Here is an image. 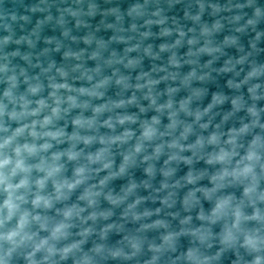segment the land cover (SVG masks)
<instances>
[{"label":"clouds","instance_id":"9594fccd","mask_svg":"<svg viewBox=\"0 0 264 264\" xmlns=\"http://www.w3.org/2000/svg\"><path fill=\"white\" fill-rule=\"evenodd\" d=\"M148 0L144 4H134L128 14L135 17L148 18L144 20V26L153 24L163 25L166 17L157 9L148 13ZM200 11L189 18L195 22L200 21L204 11V3H199ZM212 8V14L222 11H230L232 6L219 4L208 5ZM243 8L245 5H235ZM42 9L33 8L32 11ZM95 5H89L87 15H94ZM72 17H79L82 12L71 8L65 9ZM117 21L122 20L118 10ZM261 10H255V16L260 17ZM186 15H188L186 13ZM152 17H157L152 19ZM15 19V16L12 17ZM27 19V17H22ZM51 20V16L47 17ZM240 16L232 18L238 22ZM33 35H37L39 26ZM58 23L63 26L65 21L63 14ZM83 21L77 19V26ZM255 20H248L247 25H254ZM8 29L9 26H5ZM115 27V25H107ZM223 28L220 20L211 27L202 24L200 37L204 38V45L192 51L190 47L186 63L195 64L191 57L201 53L213 55L221 52L219 46H213L212 35ZM132 31H137L136 25H132ZM244 31V26L235 29ZM117 31H123L122 28ZM178 39L172 44H161V52H171L169 65L180 67L174 49L181 46L187 35L181 28L175 29ZM194 33L187 40L189 46L199 43L200 37L195 35V29H188ZM173 29L162 28L161 36H171ZM69 36V30L63 32ZM147 38L152 33L140 34ZM261 33H257L259 40ZM76 40V37H71ZM113 40L128 43L132 37L114 36ZM95 37L91 34L83 37L85 44L91 45ZM11 36H5L0 44L7 45ZM27 42L30 48L35 47V41L27 36L16 40L15 43ZM52 38H46L45 43L51 44ZM237 38L225 37L226 44H235ZM96 49L92 51L88 59L96 61L95 68L85 67L84 52L68 50L64 53V59L79 61L67 69L65 66L57 67L54 61L49 60L44 67L37 57V62L32 63L31 53L21 56L30 67L39 68L40 72L30 75L27 69L12 65L9 54L3 57L4 63H0V84L5 85L0 92V264H13L17 257H22L25 264H63L69 258L73 264H98L97 257L101 259L112 258L114 260H132L141 251L144 241L139 235L129 234L123 238L124 247L109 248L103 241L113 229L122 230V226L108 223L99 230L95 227L100 220H109L113 215L111 210H100L101 197L113 207L124 206L122 216L125 220L141 222L137 233L148 229H164L160 244L149 243V251L153 253L145 264H159L161 257L168 251H175L174 241L180 235L196 237L201 244L207 243L211 231L203 226L189 227L192 216L187 215L180 220L182 225L179 232L169 231V222L166 219H154L151 223L143 221L153 216L159 217L165 209H171L176 204L175 190L186 185L193 187L183 198V207L190 212L200 203L197 193L202 192L206 199L213 201L211 210L206 214L202 209L197 213L199 221L209 225L220 223L222 225L221 243L226 247L239 245L251 257L244 264H264V107H257L256 101L264 99V85L252 83L264 77V64L250 66V70L244 78L234 83L229 80V86L239 90L242 85H249L248 93L252 100L248 104L243 95L232 99V111L225 115L220 124L212 126L215 116L213 108L225 99L219 94H213L211 102L203 109L193 110L190 105L194 98L204 94L203 90H193L192 95L181 99L178 103L174 100V94L179 88L167 89L168 99L164 103H158L161 93L156 86L161 81L176 80L178 72H171L167 67L156 68L155 72H165L160 79H154L148 72H141L136 77V82H130L131 77L120 72L114 65L122 64L127 69H135L141 63L140 58H129L128 53L140 51V44H134L125 49L124 56H118L112 52L108 58L103 53L108 45L103 40H95ZM255 48V43H253ZM61 44L56 41V51ZM149 45L143 51L153 59L159 58L158 53L152 52ZM48 49H44L41 55H47ZM11 56L21 55L19 51ZM247 56H243L233 63L231 60L220 69L222 72L235 70L236 64H243ZM211 64V61L208 62ZM207 66V65H206ZM112 68V75H105L104 69ZM55 70V71H53ZM79 73V75H72ZM207 75V74H206ZM239 75V73H236ZM47 80L45 84L44 79ZM59 78V79H58ZM205 76H198L195 69L186 76L180 78L181 85L189 88L194 79L203 80ZM85 81L87 86L76 87L69 80ZM21 84L25 85L20 90ZM115 85L120 88L117 98L106 97L107 89ZM132 90L130 96L124 93ZM47 90V95H44ZM137 92L141 96L136 95ZM141 99L147 100L148 108L141 105ZM95 101H101L96 103ZM136 106L141 113L153 109L158 115L151 119H143L135 113H129L127 109ZM78 110V111H77ZM245 111L247 121L242 117L238 127L222 128L231 116L236 112ZM76 112L75 115H72ZM90 112L91 115H85ZM167 113L169 123L164 130H160L161 115ZM181 113L185 117H192V122L180 118ZM207 117V120H205ZM60 121H64L61 126ZM72 131H67L68 124ZM139 125V135L132 125ZM15 125V126H13ZM212 128L209 131V128ZM200 131L197 132L196 129ZM101 129H107L101 132ZM120 129V131H118ZM255 129H259L256 132ZM207 133L206 135L204 133ZM190 135H195L194 142L186 143ZM168 137V139H165ZM247 140L245 145V138ZM61 145L67 147L61 148ZM83 145V147H81ZM94 145H99L95 150H90ZM151 147L152 151L148 149ZM114 150L122 157L120 165L115 167ZM190 152L191 156L184 155ZM161 155H167L164 167L160 169L165 180L155 192H166L160 198L162 207L155 210L144 209L138 211L146 197L138 196L137 189L141 186L130 180L128 185L122 188L120 193H113L108 188L111 180L127 175L128 170L138 163L146 164L145 172L151 178L156 174L154 161ZM194 160H204L214 171L209 176L210 188L198 187L206 174L189 170L183 180L170 182L176 169L171 165L183 162L191 166ZM72 165L71 175H67L68 165ZM104 173V175H101ZM143 187L149 188L148 181ZM228 188H239L241 195L226 193ZM79 191L76 202H71L74 193ZM130 198H133L130 200ZM156 199V197H153ZM82 202V203H81ZM59 205V207H58ZM251 209V211H247ZM53 213V214H50ZM166 215L174 219L178 212H167ZM91 222V223H89ZM249 225H252L249 227ZM73 229H78L75 233ZM96 235L100 243H94L88 251H84L83 245L88 238ZM75 237H79L76 239ZM211 247V244H208ZM216 256L199 254L198 249H189L184 259L187 264H212ZM242 259V258H241Z\"/></svg>","mask_w":264,"mask_h":264},{"label":"water","instance_id":"95a60500","mask_svg":"<svg viewBox=\"0 0 264 264\" xmlns=\"http://www.w3.org/2000/svg\"><path fill=\"white\" fill-rule=\"evenodd\" d=\"M145 0H0V40L5 36H11V41L7 45L0 44V63H4L3 57L5 54H9V60L12 65L18 67H23L27 69L30 75L39 74V68L30 67L29 64L21 58L24 54L31 53L32 63L37 62V57H39L40 63L47 67L49 60L54 61L56 66H65L67 69H71L73 65L79 63L74 59L65 60L64 53L69 49L72 51L85 50L84 52V63L85 67L95 68L96 61L88 59L89 54L96 49L95 40H103L107 45V49L104 51L103 55L108 58L114 51L118 56H124L125 49L139 43L140 51H133L128 53L129 58H140L141 63L135 69H127L122 64L114 65V67L119 68L120 72L124 75L131 77L130 82L135 83L136 77L141 72H148L152 75L154 79H160L164 76L165 72H155L153 67L165 68L167 67L171 72H178L179 78L176 80H166L161 81L156 86V91L161 93L158 103H164L167 99V89L169 87L179 88V91L174 94V100L177 103L181 99H185L192 95L193 90H203L204 94L198 99L194 98L190 107L195 110L196 108L203 109L212 100L213 94H219L225 99L222 103L216 105L213 108V113L215 116L212 120V126L220 124L223 117L232 111L231 101L238 95H243L244 100L251 104L252 100L250 94L248 93L249 85L245 84L239 90H236L229 86L228 81L231 80L234 83L240 82L245 74L250 70L252 64L261 65L264 64V14L260 17L255 16V10L259 8L262 13H264V0H148L147 11L148 13L155 12L157 9L161 11V15L166 17V22L163 25L153 24L150 27L144 26V20L148 17H135L128 14L129 9L134 4H144ZM199 3H204L205 8L200 17L199 22H195L190 19V16H195L199 11ZM219 4L221 6H232L230 11H222L216 15L212 14V8L208 5ZM245 5L243 8H236L235 5ZM89 5H95L96 10L94 15H87L89 11ZM33 8L42 9L37 11H32ZM71 8L73 10H79L82 15L79 17H72L65 9ZM114 10H118V14L122 16L121 21H117V14H114ZM186 13L188 15H186ZM63 14L64 25L61 26L58 21ZM240 16L241 19L238 22H233L232 18L235 16ZM15 16V19L12 17ZM51 16V20L47 17ZM22 17H27V19H22ZM157 17H152L156 19ZM77 19L83 21L79 26H77ZM255 20L254 25H247L248 20ZM217 20H220L223 24V28L212 35L210 38L212 40L213 46L221 47L222 51L217 52L213 55L207 53H201L199 56L191 57V59L196 60L195 64L186 63L190 57L188 52L190 47L192 51H196L197 48L204 45V38L200 37V28L202 24H207L211 27ZM43 21L44 23L39 26L38 36L33 35L34 30L38 27V22ZM135 24L137 31H132V25ZM9 26L6 29L5 26ZM107 25H115V27H107ZM244 26V31L237 32L235 29ZM122 28L123 31H117V29ZM162 28L173 29L171 36H161L160 32ZM181 28L187 35L184 38V42L178 48L174 49L178 60L180 61V67L175 68L169 65V59L172 55L171 52H161V44H172L178 39V34L175 29ZM195 29V35L200 37L199 43L195 46H189L187 40L193 36L194 33L189 32L188 29ZM65 29L69 30V36L65 37L63 32ZM151 32L152 35L147 38H143L140 34L144 32ZM261 33L259 40L256 39L257 33ZM89 34L95 37V40L91 45L85 44L83 37ZM23 36H27L33 41H35V47L30 48L27 42H21L19 44L15 43L16 40ZM114 36H124L132 37L128 43L118 42L113 40ZM234 36L237 38L235 44H226L225 37ZM71 37H76V40H72ZM46 38H52L53 42L51 44L45 43ZM56 41L61 44L60 50L56 51ZM253 43H255V48H253ZM149 45L152 46V52L158 53L159 58L153 59L151 56L144 53V49ZM44 49H48L47 55H41ZM19 51L21 55L11 56L13 52ZM243 56H247L246 61L243 64H236L234 71L222 72L220 69L224 68L227 63L231 60L235 63L236 60ZM211 61L209 65L208 62ZM207 65V66H206ZM193 69L197 72L198 76H205L203 80L194 79L191 82L189 88H185L181 85L180 78L186 76ZM112 68H105V75H112ZM55 71V70H53ZM239 73V75H236ZM207 74V75H206ZM72 75H79V73H72ZM44 79L45 84L47 80ZM59 79V78H58ZM76 87L87 86L85 81H72ZM252 83H261L264 85V77L258 80L252 81ZM5 85L0 84V92H2ZM25 85L21 84L20 90H24ZM264 91V88L261 89ZM120 92V88L114 84L107 89L106 97H111L113 99L117 98V93ZM132 90L129 89L124 93L125 96H130ZM44 95H47V90ZM138 97L141 96L140 92H137ZM100 103L101 101H95ZM141 105L148 108V101L141 99ZM257 107H264V99L256 101ZM78 111V110H77ZM127 111L129 113L137 114L141 120L151 119L152 116L158 115L153 109H148L147 112L141 113L139 108L136 106H130ZM73 112L72 115H75ZM85 115H91L90 112H86ZM244 118L247 121L248 117L245 111L241 110L236 112L235 115L231 116L224 124L222 128L227 130L229 127H238L240 118ZM180 118L182 120H187V122H192V117H185L181 113ZM161 125L160 130L163 131L165 126L169 123L167 113L161 115ZM207 120V117H205ZM262 122H264V117H262ZM61 126H63L64 121H60ZM15 126V125H13ZM133 129L137 130V135H139V125H132ZM212 128H209L211 131ZM67 131H72V126L69 123ZM107 129H101V132H106ZM120 131V129H118ZM197 132L200 130L197 128ZM259 132V129H255ZM207 134L206 132L204 133ZM195 135H190L186 143L194 142ZM168 139V137H165ZM251 137L245 138V145L247 140ZM61 148L67 147V145H61ZM83 147V145H81ZM99 145H94L92 149L95 150ZM149 152L152 151L151 147L148 149ZM184 155L191 156L190 152L184 153ZM115 167L118 168L122 161V157L119 155L118 151L114 150ZM167 159V155H161L160 158L154 161L155 167L157 169L155 176L149 177L145 172L146 164L140 163L138 161L135 167L128 170L127 175L113 179L109 182L108 188L113 191V193H120L122 188L126 187L130 180L135 181L137 184L141 185L137 189V195L146 197L147 199L138 206V211H143L144 209L155 210L156 208L162 207L160 203V198L166 195V192H155L154 189L160 188L161 183L165 180L160 169L164 167V161ZM176 169L170 182L176 180H183L189 170L196 172H205L203 179L198 182V187L210 188L212 185L209 182V176L214 171L210 166H208L204 160H194L191 166L184 164L183 162L179 164L173 163L171 165ZM72 165H68L67 175H71ZM104 175V173H101ZM148 181L151 187H143V183ZM264 186V184H262ZM192 185H186L184 187L175 190L176 204L171 209H165L161 212L159 217L153 216L143 221V223H151L154 219H166L169 222V231L179 232L182 225L180 220L187 215L192 216V221L189 227H205L210 229L211 236L209 237L207 243L201 244L200 241L191 235H180L174 241L175 251L166 252L160 259L159 264H187L184 259L185 253L189 249H198L199 254L206 256H216L219 253V259L213 260L212 264H244V261L250 260L251 257L247 252L240 248L239 245L234 247H226L221 243L222 237V225L220 223L209 225L206 222L199 221L196 216L197 213L202 209L206 214L211 210L213 206V201L205 198L202 192L197 193L200 203L196 205L190 212H186L183 207V198L187 195V192L192 188ZM226 193H234L237 197L241 195V190L239 188H228L225 190ZM79 195V191L74 193L71 202H76V198ZM156 197V199H153ZM133 198H130V200ZM82 203V202H81ZM59 207V205H58ZM100 210H111L113 215L109 220H100L96 224L97 230L105 226L108 223L115 224L117 226H122V230L117 231L113 229L108 233L107 239L103 241L109 248L124 247L125 251L129 249L122 243L123 238L129 234L139 235L144 241L142 251L132 260H114L112 258L101 259L97 257L98 264H145V261L150 259L153 255L149 251V243L160 244L162 242L161 237L164 234V229H148L146 231L137 233V229L140 227L141 222H133L130 219L125 220L122 216L124 211V206L113 207L109 204L103 197L99 201ZM251 211V209H247ZM167 212H178L179 216L173 218L170 215H166ZM53 214V213H50ZM91 223V222H89ZM252 225H249L251 227ZM74 233L78 229L72 230ZM79 239V237H75ZM99 237L93 235L88 238L87 242L83 245L84 251H88L94 245V243H100ZM211 244V247H208ZM242 258V259H241ZM13 264H25L22 257H17L14 259ZM63 264H73L72 259L69 258Z\"/></svg>","mask_w":264,"mask_h":264}]
</instances>
